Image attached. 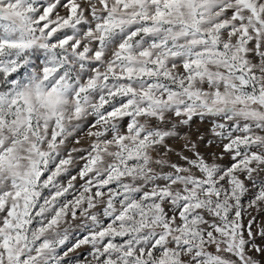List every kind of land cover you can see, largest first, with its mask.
I'll use <instances>...</instances> for the list:
<instances>
[{"label":"snow or ice","instance_id":"1","mask_svg":"<svg viewBox=\"0 0 264 264\" xmlns=\"http://www.w3.org/2000/svg\"><path fill=\"white\" fill-rule=\"evenodd\" d=\"M0 264H264V0H0Z\"/></svg>","mask_w":264,"mask_h":264},{"label":"rangeland","instance_id":"2","mask_svg":"<svg viewBox=\"0 0 264 264\" xmlns=\"http://www.w3.org/2000/svg\"><path fill=\"white\" fill-rule=\"evenodd\" d=\"M207 127L208 125L206 123H202L199 119H194V122L192 123L191 127L188 128V127H184L181 129V132L182 133H187L188 135H190L193 139H195L197 136H199L200 134H205L207 135ZM82 144L84 146L87 145V141L84 140L82 141ZM212 150H216L215 148H213ZM201 151H206L203 146L201 147ZM82 253H85L87 252V248L86 246L84 248H82L81 250Z\"/></svg>","mask_w":264,"mask_h":264}]
</instances>
